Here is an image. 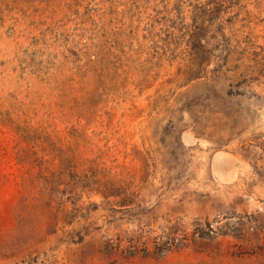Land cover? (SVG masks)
Returning <instances> with one entry per match:
<instances>
[{"label": "rangeland", "instance_id": "obj_1", "mask_svg": "<svg viewBox=\"0 0 264 264\" xmlns=\"http://www.w3.org/2000/svg\"><path fill=\"white\" fill-rule=\"evenodd\" d=\"M210 1L0 0V264H264V0Z\"/></svg>", "mask_w": 264, "mask_h": 264}, {"label": "trees", "instance_id": "obj_2", "mask_svg": "<svg viewBox=\"0 0 264 264\" xmlns=\"http://www.w3.org/2000/svg\"><path fill=\"white\" fill-rule=\"evenodd\" d=\"M215 5H217V4L215 2H213L212 0L207 3V6L209 7V10H210L211 7H214ZM211 10H212V8H211ZM212 39H214V38H211V40ZM209 43H210V40H207L206 41V44H209ZM221 43H222L223 49L224 50H227L228 49L227 46H226L227 41L226 40H222ZM242 43L244 44L243 50L248 49V47H249L248 46L249 45V40H242L240 42H237V44H236L237 47H240L239 45H242ZM217 45L219 46V44H217ZM204 54H206V55L208 54L207 50L204 52ZM205 226L207 227L209 233H212V230L210 229V224L206 222L205 223ZM162 237H165L166 238V241L165 242H162L161 244H158V245H160L159 249H160L161 252L163 250H165V249H168V248L172 247L175 244V242H174L175 239L171 237V234H163V235H161V236H159L157 238H154V241L153 242L155 243V249H157V246H158L157 245V243H158L157 240H160ZM176 246H182L181 242L178 241L177 244H176ZM112 247H113V244L112 243H108V245L105 247V249L111 250ZM126 250L128 252L133 253V247L132 246L127 247ZM35 262H36V260H32V261H30L27 264H31V263H35Z\"/></svg>", "mask_w": 264, "mask_h": 264}]
</instances>
